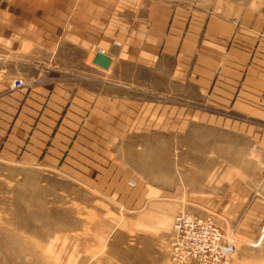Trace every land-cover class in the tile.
<instances>
[{"label":"rangeland","instance_id":"obj_1","mask_svg":"<svg viewBox=\"0 0 264 264\" xmlns=\"http://www.w3.org/2000/svg\"><path fill=\"white\" fill-rule=\"evenodd\" d=\"M252 1L63 0L93 44L65 47L50 78L77 87L72 102L0 109V264H183L181 211L212 218L233 264H264V155L200 96L205 49L181 37L194 19H246ZM101 44L107 69L90 61Z\"/></svg>","mask_w":264,"mask_h":264},{"label":"crops","instance_id":"obj_2","mask_svg":"<svg viewBox=\"0 0 264 264\" xmlns=\"http://www.w3.org/2000/svg\"><path fill=\"white\" fill-rule=\"evenodd\" d=\"M67 12L63 0H0V109H14L17 103L28 116L46 117L49 104L63 108L72 102L77 87L50 78L63 67L65 47L90 52L94 29ZM243 18L194 19L181 37L186 45L198 38L199 51L210 52L196 56L193 75L200 96L230 110V122L243 124L264 155V0L249 2ZM91 51L90 61L96 51L105 50L101 44ZM17 75L26 85L14 91L10 81Z\"/></svg>","mask_w":264,"mask_h":264},{"label":"built area","instance_id":"obj_3","mask_svg":"<svg viewBox=\"0 0 264 264\" xmlns=\"http://www.w3.org/2000/svg\"><path fill=\"white\" fill-rule=\"evenodd\" d=\"M26 85L21 78L11 81L12 89ZM172 260L183 264H233L234 245L227 241L209 215L178 212L169 240Z\"/></svg>","mask_w":264,"mask_h":264},{"label":"water","instance_id":"obj_4","mask_svg":"<svg viewBox=\"0 0 264 264\" xmlns=\"http://www.w3.org/2000/svg\"><path fill=\"white\" fill-rule=\"evenodd\" d=\"M91 62L100 68L107 69L111 63V57L103 51H96Z\"/></svg>","mask_w":264,"mask_h":264}]
</instances>
